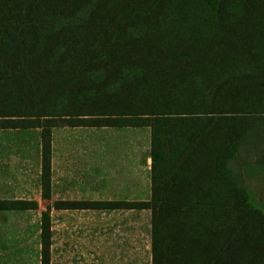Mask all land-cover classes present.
<instances>
[{
	"label": "trees",
	"instance_id": "trees-1",
	"mask_svg": "<svg viewBox=\"0 0 264 264\" xmlns=\"http://www.w3.org/2000/svg\"><path fill=\"white\" fill-rule=\"evenodd\" d=\"M262 119L264 0H0V128H41L44 199L52 127L151 128L150 200L55 206L150 208L152 264H264V204L233 165ZM40 231L50 264L49 204Z\"/></svg>",
	"mask_w": 264,
	"mask_h": 264
},
{
	"label": "crops",
	"instance_id": "crops-1",
	"mask_svg": "<svg viewBox=\"0 0 264 264\" xmlns=\"http://www.w3.org/2000/svg\"><path fill=\"white\" fill-rule=\"evenodd\" d=\"M8 130L36 132L34 144L27 143L25 148L26 156H31L30 149L35 151L34 174L37 179L34 184L42 197L41 128H0L2 178L7 175L9 167L3 162L9 141L2 132ZM151 162L149 126L63 124L52 127L47 199L51 215V252L54 247L56 252L66 247L74 250L71 260L68 255L53 259L51 253L50 264H152L150 208L70 209L55 206V202L65 200L148 201L152 194ZM91 211L102 214L103 219L98 218L95 223L57 222L58 216L69 212L70 215H88ZM143 215L145 218L142 219Z\"/></svg>",
	"mask_w": 264,
	"mask_h": 264
},
{
	"label": "rangeland",
	"instance_id": "rangeland-1",
	"mask_svg": "<svg viewBox=\"0 0 264 264\" xmlns=\"http://www.w3.org/2000/svg\"><path fill=\"white\" fill-rule=\"evenodd\" d=\"M257 125L264 129V119L259 120ZM2 133L4 138L9 141L3 160L9 167L7 175L3 178L0 177V196H2L0 200L3 198H34L38 202V208L0 209V264H41L40 220L42 211L47 210L48 200L41 197L39 188L34 184L37 179L34 174L36 172L34 168L36 162L33 159L35 151L30 149L31 156H26L25 148L27 143L34 144L36 132L8 130ZM233 165L242 174L241 177L246 183L252 187L257 198L264 204V132L262 130L259 136H252L250 141L241 148ZM32 168L33 170H30ZM90 213L88 215H70L69 212L68 215L58 216L57 222L95 223L98 218L103 219L102 214L97 215L93 211ZM53 217L56 221V216ZM143 218H145L144 215ZM66 248L56 252L54 247L51 252L53 259L56 256L60 258L68 255L71 260L74 249Z\"/></svg>",
	"mask_w": 264,
	"mask_h": 264
}]
</instances>
